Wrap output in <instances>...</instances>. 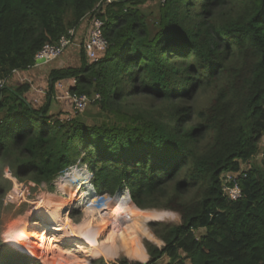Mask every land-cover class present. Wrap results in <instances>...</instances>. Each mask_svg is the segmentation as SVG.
I'll list each match as a JSON object with an SVG mask.
<instances>
[{
	"label": "trees",
	"instance_id": "16d2710c",
	"mask_svg": "<svg viewBox=\"0 0 264 264\" xmlns=\"http://www.w3.org/2000/svg\"><path fill=\"white\" fill-rule=\"evenodd\" d=\"M99 8L106 51L89 62L82 47L80 66L50 72L45 96L74 78L71 90L90 97L84 111L67 120L49 113L48 102L33 106L27 82H6L0 92V215L7 166L50 183L81 159L111 197L80 190L78 177L42 195L32 213L40 222L25 215L12 234L29 255L0 239V264H50L46 256L64 252L62 244L87 255L104 228L136 224L152 208L165 211L138 226L112 253L126 257L112 264H264V157L242 179L240 199L229 200L221 185L264 139V0H0V78L31 69L44 45ZM207 90L213 95L202 103ZM73 206L95 210L106 226L60 233Z\"/></svg>",
	"mask_w": 264,
	"mask_h": 264
},
{
	"label": "rangeland",
	"instance_id": "374dc122",
	"mask_svg": "<svg viewBox=\"0 0 264 264\" xmlns=\"http://www.w3.org/2000/svg\"><path fill=\"white\" fill-rule=\"evenodd\" d=\"M153 5L150 1H148L143 7L147 8L148 6ZM87 22V29L85 30L83 34V40H85L87 34H88V28H89V21ZM81 47L77 45L70 46L66 52L61 56V61H63L65 66H80L81 65ZM213 95V92L211 90H207L205 94H202L200 96L201 102L206 103L207 98H211ZM49 96H52V94H49ZM142 97H139L138 99H135V103L137 104H143ZM52 102L53 108H58L57 112L54 114L56 115H63V119H66L67 115L73 113H70L69 111H66L61 106V102L57 98H44L42 105L46 104L48 101ZM34 102V101H33ZM35 103V102H34ZM36 104V103H35ZM38 105V104H37ZM41 105V106H42ZM40 107V106H38ZM90 111L92 112L90 116H88V122L92 123L95 120V114L97 112V109L92 106L89 107ZM77 115V114H76ZM74 115V116H76ZM83 116V115H81ZM264 155V139L262 141V145L259 151V154L257 157H254L250 162H248V166H259L262 160V157ZM6 171H8V176L6 175ZM4 176L11 181V187L7 194L3 196V210L0 215V239L1 241H4L5 244L8 246L14 248L16 251L22 252V254H28V251L23 252L20 249L16 248L14 246V239H13V233L15 232L19 222L25 217V215H28L30 217L29 219H36L37 222H40L38 216L36 214L33 216L32 213H34L35 203L36 201L44 194L49 193H56L59 192L60 185L63 183H66L67 181L71 180V178H77L76 182L74 184L80 188V190L89 191L92 190L97 194L99 197L108 195L111 197L108 192L102 193L94 184L93 178L91 173L88 169V164L86 162L81 161L79 159L75 165H72L70 168L65 170L57 179L53 180L50 183H36L32 178L30 177H22L19 178L15 173L14 170L9 168L8 166L4 170ZM23 197V198H21ZM21 199V200H20ZM66 202V199H62L61 202H56L54 204V210L57 212V214L60 216L61 210L64 207V204ZM75 205V204H74ZM74 207V206H73ZM82 207H74L70 211V213H67L68 220L71 221L70 225L60 226L59 230L60 233L64 235H76V236H84L85 230H99L103 229L106 224L107 220L104 219V217L99 216L96 214V211L93 209H88L85 212L82 211ZM160 211H165L164 209H158V208H152V209H145L141 220L133 224L129 221H123L122 225L116 229V227L111 228H104L102 232H100L98 235H96L93 240L96 243V249L95 251H91L89 254H81L74 252L73 254L66 253L65 250H68L71 248V246L67 245H60L63 247L64 252H60L58 249H55L53 253H50L46 256L50 264H112L116 263L118 259L126 257L123 253L116 258H112V253L120 246H124L126 244H129L132 239L134 238L135 229L138 226H141L148 222V220L159 214ZM59 212V213H58ZM65 217V218H66ZM175 222L179 221V217L172 219ZM158 222V221H156ZM133 224V225H132ZM124 226H127L126 228H123ZM132 226L133 228H130ZM149 226V223H148ZM129 227V228H128ZM151 230L153 231L152 226H149ZM32 229H30L31 231ZM154 232V231H153ZM41 235L38 234L36 239H40ZM146 241L148 239H145ZM144 240V244H145ZM12 243H10V242ZM151 241V240H148ZM155 243L154 241H151ZM157 245H161V243H155ZM146 246V244H145ZM24 249V247H22ZM29 255V254H28ZM36 258V257H35ZM110 258V259H109ZM38 259V258H36ZM168 258L163 257L158 264H162L165 262ZM41 261V264H45L43 259H38Z\"/></svg>",
	"mask_w": 264,
	"mask_h": 264
},
{
	"label": "built area",
	"instance_id": "2783aa9c",
	"mask_svg": "<svg viewBox=\"0 0 264 264\" xmlns=\"http://www.w3.org/2000/svg\"><path fill=\"white\" fill-rule=\"evenodd\" d=\"M111 1L112 0H105V2ZM99 12L100 8L99 10L97 9V11L87 15L89 16L87 19V21H89V28L85 40L79 42L76 38L77 30L75 28L71 29L68 33L62 35L57 43H48L44 45L43 48L36 54L35 62L31 67L40 66L60 58L72 45H77L81 48L84 47L88 61L97 62L101 57V54L105 52L108 47V40L103 33L104 20L99 16ZM6 82L7 81L0 78V92ZM76 82L77 80L74 78L57 81L55 83L56 95L54 94L59 100H69L71 102L73 116L84 111L90 101V97L87 94L71 90V86ZM96 97H100V94H97ZM71 118L72 117H68L67 120ZM251 166L252 165L248 166V162H241V168L239 171H227L221 175L222 191L225 197L229 200L236 201L243 196L241 181L247 176V171ZM6 175H9L8 171H6Z\"/></svg>",
	"mask_w": 264,
	"mask_h": 264
},
{
	"label": "crops",
	"instance_id": "0c3cea01",
	"mask_svg": "<svg viewBox=\"0 0 264 264\" xmlns=\"http://www.w3.org/2000/svg\"><path fill=\"white\" fill-rule=\"evenodd\" d=\"M89 16L84 18L82 21L81 26L77 29L76 33V38L79 42L83 40V34L85 30L87 29V19ZM61 67H66L61 61V58H58L56 60L50 61L48 63L42 64L40 66L32 67L31 69L24 70V71H18L15 73L12 78L8 81L7 80V85H11L16 87L17 85H20L22 83H28L30 85V91L26 94L27 96V101L31 103V101L34 103L33 106H41V103L43 102V99L47 95L48 88L50 86V79H49V74L50 72L55 69V68H61ZM45 92V93H43ZM56 93H53V97L50 96L49 99L51 98H56L55 95ZM61 102V106L66 109V111H69L72 113V106L71 102L69 100H59ZM38 104V105H37ZM48 104H50L49 107V113H55L57 112L58 108H53L51 100L48 101ZM63 115H61L62 119ZM68 117H74L72 114L67 115L66 119Z\"/></svg>",
	"mask_w": 264,
	"mask_h": 264
}]
</instances>
